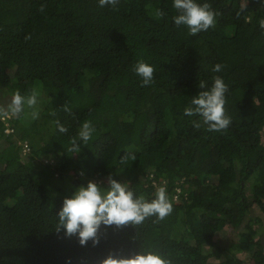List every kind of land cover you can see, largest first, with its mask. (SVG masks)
Segmentation results:
<instances>
[{"label": "trees", "instance_id": "obj_1", "mask_svg": "<svg viewBox=\"0 0 264 264\" xmlns=\"http://www.w3.org/2000/svg\"><path fill=\"white\" fill-rule=\"evenodd\" d=\"M197 3L212 6L216 23L192 36L174 23L173 0H119L115 9L98 0H0V106L8 94L39 93L37 106L11 119V133L0 120V264H101L149 252L171 264H245L243 250L264 264V6ZM140 60L154 68L149 86L132 71ZM215 75L228 86L231 124L221 132L184 115L204 90L199 81L211 87ZM85 121L91 140L68 152ZM109 175L148 202L166 188L173 212L101 225L98 244L57 233L65 196L89 180L106 188ZM224 231L241 245L223 246Z\"/></svg>", "mask_w": 264, "mask_h": 264}, {"label": "clouds", "instance_id": "obj_2", "mask_svg": "<svg viewBox=\"0 0 264 264\" xmlns=\"http://www.w3.org/2000/svg\"><path fill=\"white\" fill-rule=\"evenodd\" d=\"M261 3L264 6V0H261ZM98 4L100 7L111 5L115 9L119 0H98ZM173 7L178 13L173 18L174 23L177 26H186L192 36L215 26L216 13L209 3L200 4L197 3V0H173ZM43 10L42 6L40 11ZM239 15L237 13L238 17ZM258 23L260 29L264 30V19H260ZM223 68V65L217 63L213 66L212 72L220 73ZM132 71L141 78V87L152 84L153 66L140 60L133 65ZM212 81L211 87H208L205 81H199L198 87L204 90L193 96L191 106L184 109V115L201 117L210 132L226 131L231 124V118L226 115L225 109L228 86L219 75L213 76ZM38 95L36 89H32L31 93L26 96L17 91L6 107L0 106V120L4 124L5 133H11V131H6L7 128H12L11 119L19 116L24 111L25 105L28 108L35 107ZM62 110L69 113L71 111L67 104L63 105ZM50 115L55 116L56 112L53 111ZM31 116L33 119H37L39 113L33 111ZM4 117L10 118L3 120ZM54 123L59 132L66 133L68 131L58 119ZM193 126L199 129L201 124L198 121H193ZM94 132L95 128L91 121L83 122L77 135L71 138V146L67 151L75 154L80 153L81 142L87 145ZM24 141L27 140L24 139ZM107 182L108 186L105 188L101 184L89 180L86 186L81 184L70 196H65L62 207L57 213V233L63 230L67 237L78 236L82 246L87 245L90 240L94 244H98V231L101 225L120 227L129 222L140 224L146 217L153 215H156L159 220H163L173 212V205L168 199L167 190L164 187H159L156 190L155 198L148 202L142 195L138 198L135 197L132 191L111 175L107 178ZM101 264H171V262L149 252L128 258H118L110 254L101 261Z\"/></svg>", "mask_w": 264, "mask_h": 264}, {"label": "rangeland", "instance_id": "obj_3", "mask_svg": "<svg viewBox=\"0 0 264 264\" xmlns=\"http://www.w3.org/2000/svg\"><path fill=\"white\" fill-rule=\"evenodd\" d=\"M4 102L2 103L5 107L10 102V96L9 94L7 96H4ZM37 106V104H36ZM3 144L0 143V146ZM30 145V144H29ZM29 152L32 150L31 146L28 148ZM216 239L223 245L228 246V244H231L232 242H239L238 244L241 245L242 242H240L237 234L235 232L231 231H224V234H221V237H216ZM237 255L239 258L245 260V264H253V262L250 260V254L246 250L237 252Z\"/></svg>", "mask_w": 264, "mask_h": 264}, {"label": "built area", "instance_id": "obj_4", "mask_svg": "<svg viewBox=\"0 0 264 264\" xmlns=\"http://www.w3.org/2000/svg\"><path fill=\"white\" fill-rule=\"evenodd\" d=\"M7 118H10V117H4L2 119L3 120H7ZM7 125H9V124L7 123ZM6 131L7 132H10V131H12V129L11 128H7ZM21 143L23 144V150H24V152H29L28 148L30 147V145H29L28 141H23Z\"/></svg>", "mask_w": 264, "mask_h": 264}]
</instances>
